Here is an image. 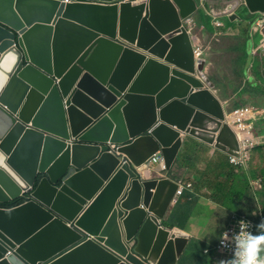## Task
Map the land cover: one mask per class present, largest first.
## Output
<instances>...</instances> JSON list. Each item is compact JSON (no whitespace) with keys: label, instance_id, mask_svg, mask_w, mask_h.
Returning <instances> with one entry per match:
<instances>
[{"label":"water","instance_id":"95a60500","mask_svg":"<svg viewBox=\"0 0 264 264\" xmlns=\"http://www.w3.org/2000/svg\"><path fill=\"white\" fill-rule=\"evenodd\" d=\"M206 1L0 0V203L31 192L0 209V264L179 263V185L144 167L188 137L240 157L185 24Z\"/></svg>","mask_w":264,"mask_h":264},{"label":"crops","instance_id":"0c3cea01","mask_svg":"<svg viewBox=\"0 0 264 264\" xmlns=\"http://www.w3.org/2000/svg\"><path fill=\"white\" fill-rule=\"evenodd\" d=\"M228 1H209L204 14L208 16L212 9L217 17L209 16V28L198 21V13L192 18L197 23L191 30L192 36L197 38L195 47H204V58L207 60L205 72L215 84L214 93L226 105L227 111L241 107V103L250 102L264 108V15L251 14L246 7H240L236 11L240 18L230 20L225 16ZM250 17H254V20H250ZM214 20L223 23L220 31L214 28ZM187 26L191 28L188 23ZM222 36L232 37L221 44ZM244 37L248 56L243 69V85L237 92L231 89L223 94L232 81L228 78H234L241 73H236L232 64H229L228 57L224 56L234 54L235 46L241 44L239 41ZM258 39L260 43L262 41L261 45L257 43ZM234 65L240 67L239 61H235ZM214 70L217 71L215 75L212 74ZM248 82L256 88L253 94L244 90ZM234 88L237 89V86ZM254 132L260 146L253 152L252 161L246 168L234 167L229 162L227 153L190 137L184 141L178 155L187 158L171 170V175L168 171H162L159 166L144 168L155 176H176L172 179L191 185L185 188L178 203L168 211L162 221L165 228H178L189 235L186 249L178 264H218L220 259L230 257L220 251L219 244L221 233L234 225L237 214L246 215L253 209L255 212L250 215L252 220L256 222L264 219V118L254 121ZM188 144L192 145L191 150ZM260 179L263 181L259 184Z\"/></svg>","mask_w":264,"mask_h":264},{"label":"clouds","instance_id":"9594fccd","mask_svg":"<svg viewBox=\"0 0 264 264\" xmlns=\"http://www.w3.org/2000/svg\"><path fill=\"white\" fill-rule=\"evenodd\" d=\"M64 1L65 2H70L71 0H68V1L64 0ZM209 1L212 2V1H216V0H207L206 3L204 4V6L201 7L200 11L197 12L198 15H199L200 12H205L206 11ZM228 2L229 3L226 6L227 11L225 13V16L227 15V17L229 19H230V16H232L234 14H237L236 11H237L238 8L245 7L244 6V3H245L244 0H229ZM207 12H208V10H207ZM208 16H212L214 18H217L212 13V9L209 12ZM192 18L193 17H191L190 19L186 20L185 24L187 26V23H188L191 26V28H189L188 26L187 27H188V32H189L190 38L192 40V45H193V49H194V56H195V59L197 60L199 58H204V55H205L206 52H205L204 47H202V45L195 47V41H196L197 38L192 36L191 30H192V28H194L197 25V23L195 24V22H193ZM217 22L221 23L222 25L220 27H218L216 25ZM212 24H213L214 28L217 29L218 31H220L223 28V23L220 20H214V22H212ZM198 47H201L203 49V53L200 56H197L196 53H195V50ZM204 59H206V58H204ZM206 64H207V60H206ZM216 96L218 97L217 94H216ZM249 104L255 106L256 108L264 110L263 107H259V106H257L256 104H254L252 102L247 103L244 106L249 105ZM244 106H241L239 108H234V109H231L230 111H227L228 112V117L226 119V122L230 125V127L232 128V130L235 132V134L237 136V139H238V142H239V147H240V140H239L238 132H237L234 124L232 123L230 115L235 110L240 109V108H242ZM226 110H227V107H226ZM261 118H264V113L262 115H260V116H257V117H251L250 120H249V122L253 126L254 135H255V132H254V121L260 120ZM111 146H112V148H115V145H111ZM259 146H260V144L253 150V152L256 151L259 148ZM253 152H252V154H253ZM156 155H159L160 157H162L163 163H164V166H165L164 168H162V166L160 165L159 162L158 163H153L152 162L153 158ZM231 157H236V156L229 155V162H230V158ZM240 157H241V148H240ZM240 157H236V158H240ZM153 158L151 159V162H150L148 168H150L152 166H159L162 171H167L164 158H163V156H162V154L160 152L156 153L153 156ZM178 158H179V156L177 157L176 161L178 160ZM251 161H252V158H251L250 162L248 163V165L247 166H243V167H238V166L233 165L231 162L230 163L236 168H246V167H248L250 165ZM175 167H176V162H175L172 170L175 169ZM144 168H146V167H144ZM169 172H170V175H171L173 171H169ZM165 178H167V177H165ZM262 181L263 180L260 179L258 181V183L260 184V182H262ZM176 182L179 185V187H178V189L176 191V194L174 196V199H173V201L171 203L170 209L174 205H176L178 203L179 198L183 195L185 188L191 187L190 184H186L182 180H177ZM181 186L183 187V191H182V194L178 196L177 192H178V190L180 189ZM30 197H31V192L30 193H25L19 199H17V200L23 199V201L20 204L12 206V207L2 206L4 204H11V203H13V202H15L17 200H13V201H11L9 203H0V205H1L0 209L10 210V209L16 208V207H18V206H20L22 204H25L26 202L30 201L31 200ZM236 216H246V215L237 214ZM246 217L249 218L248 216H246ZM249 219L252 220L251 218H249ZM252 221L256 224V222L254 220H252ZM234 224H235V222H234ZM252 227H253V225L250 222L241 220L239 222V231H232L231 233L229 231H225V232L221 233V239H220L219 246H221L222 249H226V250L230 251L231 252V256L227 257V258H224V259H220L218 261V264H264V255H262V254H264V219H262L259 224H256L254 226L256 228V234H253L252 231H250V229ZM257 232H258V234H257ZM202 263H204V262H202ZM208 263H210V262H208ZM43 264H48V262H45V263L43 262ZM186 264H189V263H186ZM199 264H201V263H199Z\"/></svg>","mask_w":264,"mask_h":264},{"label":"built area","instance_id":"2783aa9c","mask_svg":"<svg viewBox=\"0 0 264 264\" xmlns=\"http://www.w3.org/2000/svg\"><path fill=\"white\" fill-rule=\"evenodd\" d=\"M68 1V0H66ZM216 25L218 27H220L222 24L217 22ZM195 53L197 56H200L203 53V49L201 47H198L195 50ZM264 113L263 109H259L256 108L255 106L249 104L246 105L240 109L235 110L231 115L230 118L232 120V123L234 124L237 132H238V136H239V140H240V148H241V157L240 158H236V157H231L230 158V162L238 167H243V166H247L248 163L250 162L251 158H252V152L253 150L260 144L259 140L257 139L256 135H254L253 133V126L252 124L249 122L251 117H257L260 116ZM153 163H160V165L162 166V168H164V163H163V159L162 157H160L159 155H156L153 158ZM183 191V187L181 186L180 189L177 192V195H181ZM235 224L232 228L228 229L227 231H229L230 233L232 231H239V222L241 220L244 221H248L250 222L253 227L250 229V231H252L253 234H256V228L254 227L256 224L250 220L249 218H247L246 216H235ZM220 251L224 254H227L229 256H231V252L226 250V249H222L221 246H219ZM264 255V254H262ZM201 264H210L208 262H204Z\"/></svg>","mask_w":264,"mask_h":264},{"label":"trees","instance_id":"16d2710c","mask_svg":"<svg viewBox=\"0 0 264 264\" xmlns=\"http://www.w3.org/2000/svg\"><path fill=\"white\" fill-rule=\"evenodd\" d=\"M198 21H200V22H202V23H204V25L206 26V27H210V18H209V16H205V14H204V12H200L199 13V15H198ZM232 36H222L220 39H222V43L221 44H223V41H227L229 38H231ZM245 37L242 39V40H240L239 41V43H241V44H237L236 46H235V49H236V52H234V54H231V55H226V56H224V57H228V60H229V64H232L231 66L232 67H234V70L236 71V73H238V72H240L241 71V73H238L234 78H228V80L229 79H232V81L228 84V87L229 88H226V90L224 91V93L223 94H225V92H227V91H230L231 89L234 91V92H237L238 91V89L240 88V87H242V85H243V81H244V72H243V69H244V67L246 66V57L248 56L247 55V53H246V48H245V46H246V41H245ZM244 48V49H243ZM238 53V54H237ZM215 58V57H214ZM218 58H220V56H218ZM216 59V58H215ZM214 59V60H215ZM235 61H239V64H240V67H238V66H236L235 67V65H234V62ZM236 68H240V70L238 71V69H236ZM255 70V69H254ZM213 75H215V74H217V71L216 70H214V72L212 73ZM258 77L256 76L255 77V79H257ZM235 86H237V89H235L234 87ZM245 91H247V90H249V92L251 93V94H253V90H256V88L255 87H253V86H251V84L248 82L247 83V87L244 89ZM241 102L239 101V104H240ZM239 104H237V105H239ZM247 104V103H246ZM240 105H242V106H244L245 104H243V103H241ZM239 105V106H240ZM257 105V104H256ZM257 106H259V105H257ZM236 107V106H235ZM187 158V156H180L179 158H178V160L176 161V165L178 164H180L179 162H181V160H185ZM176 176H173V178H175ZM23 201V199H21V200H17V201H15V202H13V203H11V204H4V205H2V206H5V207H12V206H15V205H18V204H20L21 202ZM1 206V205H0ZM255 211L252 209L251 211H249V212H247L246 213V216H248L249 218H250V215L251 214H253ZM241 215H245V214H242L241 213ZM259 219V218H258ZM260 221L261 220H258V221H256V224H259L260 223ZM257 234H258V232H257Z\"/></svg>","mask_w":264,"mask_h":264},{"label":"rangeland","instance_id":"374dc122","mask_svg":"<svg viewBox=\"0 0 264 264\" xmlns=\"http://www.w3.org/2000/svg\"><path fill=\"white\" fill-rule=\"evenodd\" d=\"M250 20H254V17H250ZM258 44H260L261 45V43H262V41H261V43L259 42V39H258V42H257ZM191 143V142H190ZM189 143V144H190ZM187 145L188 146V148L191 150L192 149V145Z\"/></svg>","mask_w":264,"mask_h":264},{"label":"bare ground","instance_id":"6f19581e","mask_svg":"<svg viewBox=\"0 0 264 264\" xmlns=\"http://www.w3.org/2000/svg\"><path fill=\"white\" fill-rule=\"evenodd\" d=\"M178 33L174 34V35H177Z\"/></svg>","mask_w":264,"mask_h":264}]
</instances>
